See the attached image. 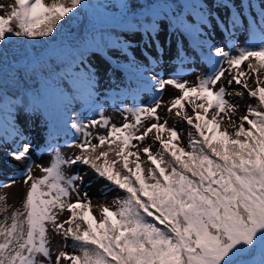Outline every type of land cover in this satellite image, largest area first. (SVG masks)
<instances>
[{
    "label": "snow or ice",
    "instance_id": "obj_1",
    "mask_svg": "<svg viewBox=\"0 0 264 264\" xmlns=\"http://www.w3.org/2000/svg\"><path fill=\"white\" fill-rule=\"evenodd\" d=\"M92 7L87 0L0 3V149L11 139L15 146L6 155L24 164L22 178L0 182V189L21 182L25 189L19 207L0 194V264H264V0L258 19L248 11L249 0H211V6L207 0H121L119 23L142 27L145 49L155 58L147 51L130 55L137 32L121 40L104 28L69 46V61L56 51L21 56L13 50L17 41L54 37ZM137 7L146 9L141 15L149 23H132ZM162 14L170 21L165 31L171 27L173 35L187 34L207 49L210 72L183 79L182 46L174 74L155 72L164 53L157 28ZM213 22L232 41L242 28L249 31V46L231 43L225 50L202 39V28ZM109 71L132 74L138 93L151 94L150 103L121 109L119 126L96 104L97 77ZM33 79L41 88L27 87ZM53 82L55 102L45 87ZM169 86L178 95L164 101ZM245 93L255 103L241 113L234 98ZM75 102L89 114L72 110ZM14 110H43L53 127L62 122L72 133L64 145L71 154L50 140L49 166L32 161V143L13 123ZM169 119L188 126L186 137ZM34 168L42 174L34 175ZM89 172L106 182L103 197L116 193L110 202L94 203L83 190ZM54 237L61 242L55 252Z\"/></svg>",
    "mask_w": 264,
    "mask_h": 264
},
{
    "label": "rangeland",
    "instance_id": "obj_2",
    "mask_svg": "<svg viewBox=\"0 0 264 264\" xmlns=\"http://www.w3.org/2000/svg\"><path fill=\"white\" fill-rule=\"evenodd\" d=\"M14 0H0V3L8 4L13 3ZM50 2V0H49ZM102 4L105 9L108 11L116 9L119 14L121 9L119 7V3L121 0H109V1H98ZM129 4L135 3L134 0H128ZM161 3H168V2H179V0H160ZM249 3L253 5L248 11L253 18L258 19L257 12L260 10L261 7V0H249ZM208 6H211V0H207ZM7 7L5 8V11ZM135 10L145 12L143 8L137 7ZM219 14L220 16L224 15V10H217L213 9V14ZM4 11H0V15H4ZM117 14V13H116ZM140 16L137 15L136 19H139ZM150 17H144V20H149ZM196 18L193 16L189 22H195ZM150 22V20L148 21ZM170 21L166 19L164 15H161L160 21L157 24V28L160 31V42L164 47V53L161 58L171 57L175 59L177 62L180 63L175 56V52L178 46H182L184 53L186 55L187 61H192L193 66L187 65L183 67L184 72L186 73L182 78L187 79L189 81H193L196 79V76L205 74L211 71L210 65L204 59L207 54V49L197 47V45L193 42L192 37L184 34L183 37L180 35H173V30L171 27H168L167 30L162 27V25H169ZM102 28L105 29L106 34L110 35L113 39H124L125 31H117L118 28L116 26H103ZM115 29V31H114ZM214 29V30H213ZM100 30V29H99ZM99 30H95L92 32L96 34ZM236 34V39L232 43H235L237 47H246L249 46L251 41L250 35H245L243 33ZM114 31V32H113ZM249 31L245 30V33ZM202 39L208 40L214 46L225 47V50H228V45L231 43L225 42H218L214 43L218 37L221 39L225 37L220 29H215V22L212 25L206 26L202 28ZM228 41H232L228 39ZM131 44V49L134 51L130 52L132 56H140L145 51L148 52L150 56L155 58V52L151 47L145 49V45L148 43L147 36L145 33L138 34L135 40L129 41ZM97 55L103 56L102 53H98ZM95 63V61H93ZM144 66L147 67L148 63L145 59L143 61ZM177 69H174L172 65L167 66L166 68L158 69L157 72L167 78L169 75L174 74ZM151 74V73H150ZM65 84H68L69 81H65ZM251 83V82H250ZM48 93L52 96L53 102H55V95L53 89L55 88V83H51L47 86ZM63 87V85H61ZM139 83L137 79L130 73L126 71H122L121 75H114L111 71L106 73L103 78L97 77V84H96V104L104 109V115L110 117L113 123H116L118 126L123 122V116L121 115V109L124 108H132L135 106L136 103L145 104L151 102V94L147 92H139L138 93ZM138 93V94H137ZM178 95V92L173 90L170 86L166 89L165 94L163 96V100L167 101L171 97ZM234 102L240 105L241 113L246 110L247 104H254L255 101L251 100L247 97L245 93V97L241 98H234ZM72 110H75L77 113H82L84 115H88V110L83 105L82 102H75L71 106ZM51 110V109H50ZM161 115H164V112H161ZM4 113L0 110V124L3 123ZM66 118V117H64ZM130 118V117H129ZM12 121L15 123L16 127L23 133L24 137L28 135L26 141H31L32 143V161L36 164H41L43 166H49L52 158V153L47 150V145L51 140L52 143H57L61 145V151L64 152L66 155H70L72 150L64 147L66 141H70L72 138V133L70 129L64 127L62 122H57L55 127L49 123V117L45 114L43 110L39 112H32L29 110H24L23 112L19 110H14L12 113ZM176 124L179 131L185 133L188 129V126L185 123H177L174 119H169V126ZM34 126L38 128L36 135H32L30 126ZM0 135L3 136V133L0 132ZM52 135L56 136L55 140H52ZM20 142L19 140L17 141ZM8 148L0 149V182L6 181L13 177L17 179L22 178V170L24 168L23 163H16L8 158L6 153L11 150L15 145L13 144L12 140L9 139L7 141ZM83 167L79 169L81 174L85 171ZM76 170H74L75 172ZM33 174L36 176L41 175L39 168H34ZM105 181L98 180L93 173L89 172L87 176H85V185L86 187L83 190L87 191L89 196L94 199H98L100 203L110 202L112 198L115 196V192H109L107 197H103L101 195L102 191L104 190ZM20 189L19 191H16ZM24 186L21 183L14 185L10 189H0V194H6L8 196V203L9 205H13L15 207H19L20 197L24 192ZM67 213H65L61 220L67 218ZM58 237H54L52 239V248L53 251H57L56 241ZM70 251L69 249H65Z\"/></svg>",
    "mask_w": 264,
    "mask_h": 264
},
{
    "label": "trees",
    "instance_id": "obj_3",
    "mask_svg": "<svg viewBox=\"0 0 264 264\" xmlns=\"http://www.w3.org/2000/svg\"><path fill=\"white\" fill-rule=\"evenodd\" d=\"M98 1L106 2L109 0H87V2L94 7L89 10L81 9L77 16L64 24L63 29L54 33V37L26 43L17 41L13 46V50L21 56H23L26 51H38L41 53L56 51L65 56L66 61L71 60V52L68 51L69 46L75 47L81 39L91 37L93 31L99 30L103 26H116V28H118L117 30H119V28L124 25L119 23L120 18L116 9L108 11V9L102 7V4ZM134 2L138 3V5L148 2L161 3L160 0H134ZM143 9L145 10V8ZM105 13H108V15H105ZM33 44L35 45L34 48ZM57 62L59 63V61ZM9 71H11V69H9ZM27 87L41 88V81L38 79L29 80L27 82Z\"/></svg>",
    "mask_w": 264,
    "mask_h": 264
},
{
    "label": "bare ground",
    "instance_id": "obj_4",
    "mask_svg": "<svg viewBox=\"0 0 264 264\" xmlns=\"http://www.w3.org/2000/svg\"><path fill=\"white\" fill-rule=\"evenodd\" d=\"M242 29H243V28H242ZM242 29H241V31L238 32V33H242ZM238 33H236V34H238ZM243 33H244L245 35H250V32L245 33V30H243ZM224 40L227 41V43H232V42H233V41H228V38H226V37H224V38H222V39H221L220 37H218L214 43L225 42ZM188 64L191 65V66L194 65L192 61H187V63H185L183 67L187 66ZM169 65H172V66L174 67V69H177V70H178L179 67H180V63H179V62H177L175 59H172V58H169V57L160 58L159 62L156 63V64H154L153 67H154V69H155V72H157L158 69L166 68V67L169 66ZM148 66H149V65H148ZM167 101H168V100H167ZM28 129H30L32 135H36V133H37V131H38V128H37V127H34V126H32V125H31ZM2 137H3V136L0 135V139H2ZM25 137L27 138L28 135H26ZM19 190H20V189H17L16 191H19ZM93 202H94V203H100L98 199H94ZM60 244H61V242H60V238L58 237V238H57V241H56L57 250H58V248L60 247Z\"/></svg>",
    "mask_w": 264,
    "mask_h": 264
}]
</instances>
